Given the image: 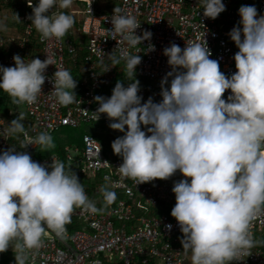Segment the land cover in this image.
<instances>
[{
    "label": "clouds",
    "instance_id": "obj_1",
    "mask_svg": "<svg viewBox=\"0 0 264 264\" xmlns=\"http://www.w3.org/2000/svg\"><path fill=\"white\" fill-rule=\"evenodd\" d=\"M27 2L33 8L28 19L42 40H60L73 27V16L53 10L69 9L73 0ZM199 4L206 18L216 19L226 10L223 0H199ZM239 16L229 33L239 49L233 57L237 71L230 77L221 72L218 60L210 59L208 46L187 43L182 49L172 43L163 52L172 70L161 81V102L152 98L142 102L137 79L127 86L118 82L110 98H94L97 112L111 121L109 127L124 132L112 143L114 153L123 160L117 168L121 179L139 185L169 179L177 170L186 177L174 183L176 204L171 215L183 233L184 251L191 252V264L238 260L255 246L250 226L264 212V16L249 5L239 8ZM111 23L113 29L107 31L118 42L119 56L113 52L108 59L114 66L125 61L128 76L135 77L142 58L128 49L150 39L152 33L138 36L136 17L121 14L119 8L114 9ZM0 31H7L3 22ZM122 41L126 47H120ZM13 60L14 67L0 65V90L13 103L31 106L48 79L46 69L55 62L49 54L43 61L28 62L18 54ZM51 82L61 106L75 102L77 81L69 70L57 67ZM229 89L231 95L225 100ZM23 121L20 113L0 130V136L22 134L21 149L55 147L52 135L30 136ZM100 191L105 207L116 201L114 191L106 187ZM75 209L99 211L76 173L64 163L53 158L51 165H42L16 147L0 153V253L13 247L12 241H22L13 249L16 264H26V250L43 246L46 229L65 237Z\"/></svg>",
    "mask_w": 264,
    "mask_h": 264
},
{
    "label": "built area",
    "instance_id": "obj_2",
    "mask_svg": "<svg viewBox=\"0 0 264 264\" xmlns=\"http://www.w3.org/2000/svg\"><path fill=\"white\" fill-rule=\"evenodd\" d=\"M99 2L101 0H73V3L81 5L72 14L82 16L78 23L81 33L88 38L87 42L80 45L71 37L42 40L39 32L36 35L38 58L43 61L49 54L55 65L46 69L48 79L37 102L31 106L16 104L17 107L24 106V115L29 122H23L30 136L43 132L53 135L66 127L77 129L82 124L97 122H101L108 131L113 130L109 127L111 121L107 114L97 112L99 104L94 98H110V88L118 73L126 69L125 61L121 60L114 66L108 59L113 52L119 56L118 42L107 31L113 29L111 19L115 8H119L121 14L136 17L140 23L136 30L138 36H143L145 31L152 33L150 39L128 49L132 55L142 58L135 75L140 82L138 95L143 97L142 102L149 98L153 101L162 99L161 81L172 70L168 57L163 54L166 47L175 43L183 49L187 43H202L210 49V59L218 60L221 72L230 77L237 71L233 57L239 49L229 33L241 19L239 8L242 5L255 6L259 15L264 16V0H223L226 10L216 19L203 16L199 0L112 1L114 9L110 13V6ZM29 16L21 18L25 24L22 36L18 37L22 49L29 44L36 30L34 25L31 26ZM9 39H0V52L13 42ZM126 46L127 42L122 41L120 47ZM13 57H0V65L14 66ZM61 65L67 70L71 69L70 65L74 69L81 65L82 92L68 106H61L52 93L51 78ZM229 95L230 89L223 98L227 100ZM10 123L0 117V130ZM142 130L147 132V128ZM116 133L124 135L119 130L111 134ZM12 137L0 136V153L10 149ZM20 138L22 142V134ZM113 142L114 139L111 144ZM38 147L29 145L20 151L32 152ZM53 158L64 163L67 170L75 172L79 181L86 179L94 183L93 195L85 191L99 211L92 214L75 209L71 223L66 225L64 238L46 229L42 237L43 246L39 250H26V264H191V252L184 251L181 244L183 233L171 215L176 204L172 191L174 183L186 179L179 170L169 179H156L139 185L132 179H121L117 168L123 163L122 157L114 153L107 156L101 142L89 134L84 136L82 147L65 146V161L58 155H52L40 163L51 165ZM187 179L190 181L191 178ZM102 187L117 195L116 201L108 207L104 206ZM167 225H171V229ZM250 233L255 246L231 264H264V212L252 221ZM0 264H16V260L4 262L0 256Z\"/></svg>",
    "mask_w": 264,
    "mask_h": 264
},
{
    "label": "rangeland",
    "instance_id": "obj_3",
    "mask_svg": "<svg viewBox=\"0 0 264 264\" xmlns=\"http://www.w3.org/2000/svg\"><path fill=\"white\" fill-rule=\"evenodd\" d=\"M119 3L120 0H101L99 3L106 4L107 6H110L108 9V13H110L114 8V3ZM33 2V0H32ZM27 0H0V22H3L7 26V31H0V39H9L13 42L8 43V48L11 49H18L21 48V44L19 43L20 39L18 37H21L23 34L24 29L22 28V22L21 18L23 14H27V12H24L23 14H20V8H24L26 5ZM80 4L73 3L72 6L69 9H59L58 7L53 9L54 11H63L66 12L67 14L73 16L74 18V25L73 27L68 31V33L63 37L66 39L67 37H71L76 40L77 44H80L82 42H87L88 38L83 35L80 31V24L78 23L79 20L82 18L81 15H73L72 11L78 10V7H80ZM23 11V10H22ZM17 15L19 16V19L17 18ZM32 40L29 42V44L25 48H21V58L26 59V61L30 62L32 59H35L38 54V50L35 48V44H33ZM71 69L75 68L74 66L70 65ZM134 79H137L136 77H130L128 80L133 81ZM3 91V90H2ZM3 94L5 95L4 98L0 97L1 103H3L5 108L10 112V113H18L21 112L24 114V106L16 107L15 103L12 102V97L3 91ZM3 106V105H2ZM24 121L25 123L29 122L28 117L24 116ZM85 125V124H82ZM86 127H89V129L94 130L96 133H98L102 137V142L104 143V151L107 156L113 154V149L108 146V141L106 138H109L111 133L115 132L116 130H112L111 132L106 129L104 125L101 123H89L86 124ZM84 126H81V128L77 130H64L62 133L56 132L53 135V141H59V142H66V138L70 139H77V137L83 133ZM66 137V138H65ZM93 137V136H92ZM95 138V137H94ZM96 139V138H95ZM107 142V144H106ZM115 154V153H114ZM18 243L17 241H12L13 247L15 244ZM12 246L9 247V249L5 252L4 254H7L8 252H11L15 254L14 249ZM18 252L19 250H15Z\"/></svg>",
    "mask_w": 264,
    "mask_h": 264
},
{
    "label": "trees",
    "instance_id": "obj_4",
    "mask_svg": "<svg viewBox=\"0 0 264 264\" xmlns=\"http://www.w3.org/2000/svg\"><path fill=\"white\" fill-rule=\"evenodd\" d=\"M32 3H33V5H35V4L38 3V0H33ZM24 12H27V14H30V15L33 13V8L28 6V2L24 6V8H22V9L20 8V14H23ZM27 14H25V15H27ZM25 15L23 14V16H25ZM24 27H25V24L22 22V28L24 29ZM37 34H38V31L35 30V33L31 37V40H32L33 44H35L36 50H39V46H38L37 40H36V35ZM17 54L20 55L19 48L15 50V49L8 48V45H6L1 50L0 57L1 58H6L9 55H14L15 56ZM38 56H39V54H37V57L36 58H38ZM81 58H83V54L82 53H81ZM14 66H15V64H14ZM14 66H12V67H14ZM5 67H8V66H5ZM80 70H81V65H79L76 69H69L71 75L77 81V87L74 90L76 95H80L81 92H82V89L80 87L82 73L80 74ZM128 78H130V77L127 74V70L126 69H122L121 72L118 73L116 80L114 81L112 87L110 88V93H113V89L115 88V86H116V84L118 82H123L125 86H127L128 83L133 82V81L128 80ZM0 97H2V98L5 97V95L3 94V91L2 90H0ZM161 101H162V99L157 100V101H154V102H157L158 103V102H161ZM4 106L5 105L3 103H1V100H0V117L1 118H4L7 122H11L13 119H16L18 117V115L20 114V113H17V115H15L14 112L13 113H10ZM97 123H101V122H97ZM25 125L26 124H24V126ZM82 126H84V129L82 131L83 133L81 134V136L79 135L77 137V139H70L69 137L68 138L65 137L66 138V142H63V141L62 142H59V141L57 142V141L54 140L53 141V143L55 145L54 148H52V149L49 150V149H43V148L39 147V148H37L36 150H34L32 152H29L28 151V153L31 155V157H32V159L34 161H37L39 163L43 159L48 158V157H50V156H52L54 154L58 155L60 159H62V160L65 161V146H79V147H82L83 146V138L87 134L95 137L99 142H101V144L104 147V143L102 142V137L98 133H96L92 129H89V127H86V124L85 125H82ZM79 128H81V127H79ZM79 128H77V129H79ZM142 128H147V127H145V126L142 125ZM77 129H72V128L66 127V128H63L62 130H60L59 133L60 132L62 133V131H64V130H77ZM20 136H21V134H19L18 136H13L12 137L11 147L10 148L16 147V150L17 151L22 150L20 148V146H21V138H20ZM118 137H121V136H120V134H117L116 133V134L110 135L109 138H106L107 141H108V146H110V148H112L111 140L112 139L115 140ZM52 138H53V135H52ZM106 144H107V142H106ZM113 152H114V150H113ZM80 182L83 184V187L85 188V190H87L90 195H93V191H94V188H95L94 183H89L90 181L88 182L86 179H84V180H82ZM0 256H1V259L4 262H8L10 260H16L15 259V254H13L11 252H8L7 254L0 253Z\"/></svg>",
    "mask_w": 264,
    "mask_h": 264
},
{
    "label": "crops",
    "instance_id": "obj_5",
    "mask_svg": "<svg viewBox=\"0 0 264 264\" xmlns=\"http://www.w3.org/2000/svg\"><path fill=\"white\" fill-rule=\"evenodd\" d=\"M23 124H24V122H23Z\"/></svg>",
    "mask_w": 264,
    "mask_h": 264
}]
</instances>
